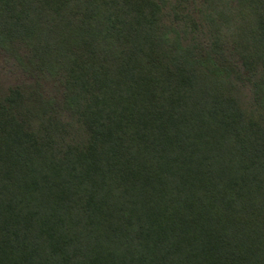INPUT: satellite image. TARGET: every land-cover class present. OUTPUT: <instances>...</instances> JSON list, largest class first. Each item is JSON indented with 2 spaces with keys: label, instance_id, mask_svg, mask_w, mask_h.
Wrapping results in <instances>:
<instances>
[{
  "label": "trees",
  "instance_id": "obj_1",
  "mask_svg": "<svg viewBox=\"0 0 264 264\" xmlns=\"http://www.w3.org/2000/svg\"><path fill=\"white\" fill-rule=\"evenodd\" d=\"M0 264H264V0H0Z\"/></svg>",
  "mask_w": 264,
  "mask_h": 264
}]
</instances>
